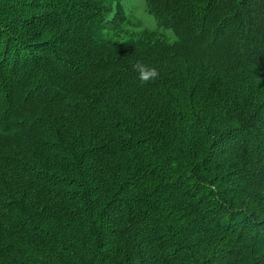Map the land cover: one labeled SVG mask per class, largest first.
<instances>
[{
	"label": "trees",
	"instance_id": "obj_1",
	"mask_svg": "<svg viewBox=\"0 0 264 264\" xmlns=\"http://www.w3.org/2000/svg\"><path fill=\"white\" fill-rule=\"evenodd\" d=\"M0 264H264V0H0Z\"/></svg>",
	"mask_w": 264,
	"mask_h": 264
},
{
	"label": "clouds",
	"instance_id": "obj_2",
	"mask_svg": "<svg viewBox=\"0 0 264 264\" xmlns=\"http://www.w3.org/2000/svg\"><path fill=\"white\" fill-rule=\"evenodd\" d=\"M134 70L138 73L139 80L142 83L154 80L158 76V71L154 67L146 66L143 63H136Z\"/></svg>",
	"mask_w": 264,
	"mask_h": 264
}]
</instances>
